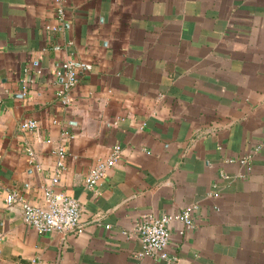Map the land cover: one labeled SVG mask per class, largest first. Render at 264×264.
<instances>
[{"label":"crops","instance_id":"1","mask_svg":"<svg viewBox=\"0 0 264 264\" xmlns=\"http://www.w3.org/2000/svg\"><path fill=\"white\" fill-rule=\"evenodd\" d=\"M58 4L0 0V191L43 203L62 143L52 185L81 200L80 229L40 232L2 194L0 264H133L136 222L192 202L194 227L169 224L180 264H264V0H65L63 18ZM67 58L93 64L70 105L55 83Z\"/></svg>","mask_w":264,"mask_h":264},{"label":"built area","instance_id":"2","mask_svg":"<svg viewBox=\"0 0 264 264\" xmlns=\"http://www.w3.org/2000/svg\"><path fill=\"white\" fill-rule=\"evenodd\" d=\"M58 1V16L63 18L65 14V0ZM51 27V25H48ZM93 68V64L88 61L67 58L63 60L56 68L55 83L57 84L56 96L63 104L70 105L73 102L72 90L80 80L81 76ZM24 88H27L24 85ZM38 121L35 118H25L20 122L22 129H35ZM28 152L33 160L35 152L30 147ZM56 153V173L52 177V184L60 180L61 172L66 167L65 158L67 157V149L62 143H58L54 149ZM122 154V145L115 143L108 156L100 157L91 167L85 178L87 187H94L99 183L100 179L113 167ZM251 154L244 155L239 158L242 164H249ZM236 158H230L233 161ZM225 175V173H223ZM52 184L44 188V201L36 204L20 195L15 190L0 191V198L4 197L8 205L20 203L22 205V215L25 223L34 226L40 232L57 231L64 233L67 231H77L80 229L81 223V200L62 190H56ZM198 207V203L192 202L185 205L181 211L175 214L163 213L155 215L147 213L143 219L136 222L134 231L137 233L142 243V248L138 252L133 264H143L144 256H152L166 260L168 264H180L179 256L170 253L168 250L170 229L169 224L173 219H180L185 222L186 227L195 226L193 216L194 210ZM110 227V224L107 225ZM29 264H38L37 258H33Z\"/></svg>","mask_w":264,"mask_h":264}]
</instances>
